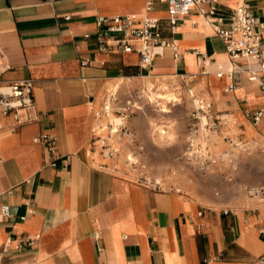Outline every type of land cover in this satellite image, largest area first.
<instances>
[{
    "label": "crops",
    "instance_id": "0c3cea01",
    "mask_svg": "<svg viewBox=\"0 0 264 264\" xmlns=\"http://www.w3.org/2000/svg\"><path fill=\"white\" fill-rule=\"evenodd\" d=\"M146 1L0 0L1 76L32 79L38 114L23 125L0 117V206L10 211L0 221V264H264V200L245 197L251 183H264L256 163L255 177L241 170L234 190L217 192L203 179L194 187L189 176L166 179L177 187L152 189L88 158L95 111L125 80L129 88L143 78L184 80L215 116L228 119L210 134L235 128L236 139L264 143V116L253 119L264 110V78L250 80L248 73L258 60L228 61L214 26L200 15L206 3L178 16L171 31L166 3L154 1L146 10ZM243 3L263 23L264 38V0H218V27ZM117 14L158 18L173 46L146 68L136 51H100L97 18ZM195 52L205 55L204 65ZM43 134L55 137L53 154L34 141ZM229 163L230 172L238 169ZM35 235L33 244L26 241Z\"/></svg>",
    "mask_w": 264,
    "mask_h": 264
},
{
    "label": "rangeland",
    "instance_id": "374dc122",
    "mask_svg": "<svg viewBox=\"0 0 264 264\" xmlns=\"http://www.w3.org/2000/svg\"><path fill=\"white\" fill-rule=\"evenodd\" d=\"M125 81L123 88L116 93L109 92L102 108L94 113L91 141L86 149L88 158L94 162L93 164L106 163L116 171L132 179L141 180L147 185L154 182V179H160L162 181L161 189H167L170 185L177 187L173 182L166 180L167 176L174 173L181 174L185 178L189 176L195 182L194 187L202 186L201 180L203 179L211 183L217 192L221 189L234 190L241 170H244L246 176L255 177L256 173L250 169L252 162L259 165L264 174V143L259 140H238L234 137L235 128L227 127L218 131L221 135L219 137L217 133L218 143L217 141L211 142L212 134L207 132L209 131L208 127L204 126V129L200 123L203 114L194 112V106H198L194 104H197L198 100L201 99L205 103H208V100L204 99L195 88L192 89L184 80L175 77L143 78V83L129 88L127 86L130 85L131 80ZM191 90H194L193 96L190 95ZM152 94L163 95L165 101L164 99L151 100ZM106 108L111 110L110 117L107 116ZM161 109H169L170 113L164 114L160 111ZM117 110L119 111L117 112ZM195 113L199 119H193ZM164 116L166 118H163ZM120 117H125L126 120H122L125 125L120 127L118 139L115 142L113 138L109 139L111 137L109 130L111 122ZM210 121L207 119L208 123ZM178 124L181 127L176 132V136L164 145L153 146L151 139L154 135H158L160 127L165 125L174 127ZM106 126L108 128L101 130ZM223 133L228 134L231 138L228 137L224 141ZM127 134H131L132 137H128ZM193 138L209 145L211 149L207 147L209 158L215 157L216 154L237 155L238 169L230 172L233 166L230 165L229 160V162L219 161L216 168H213L215 163L206 169L197 168L193 165L194 163L192 164L194 156L188 158L184 155ZM231 143H235L237 146ZM111 148H116L117 152L108 156V151ZM128 154H133V161L128 159ZM262 179L264 180V177ZM250 185L260 184L251 183ZM245 197L247 198L248 195L246 194Z\"/></svg>",
    "mask_w": 264,
    "mask_h": 264
},
{
    "label": "built area",
    "instance_id": "2783aa9c",
    "mask_svg": "<svg viewBox=\"0 0 264 264\" xmlns=\"http://www.w3.org/2000/svg\"><path fill=\"white\" fill-rule=\"evenodd\" d=\"M154 1L166 3L167 20L171 31L175 27L178 16L186 15L191 9L197 8L200 3H206L208 5L207 8L199 9L200 15L205 22L214 26L215 31L223 42L228 61L234 63L240 58L258 60V69L248 70L249 79L264 78L263 23L253 14L247 4H239L232 9L228 15L226 27L221 28L217 25L218 22L223 20L217 8L218 0H147L145 9L150 10V4ZM96 24L99 27L96 39L99 42L98 49L100 51H107L109 47H114L119 52L136 51L139 54V67L141 68L150 66L154 57L161 53V49L164 46H173L172 41L163 38L160 20L146 14L140 16L137 14H117L109 17L99 16ZM85 37H88V35H85ZM195 53L198 63L204 65L206 63L205 55L200 52ZM175 57H177V53H175ZM87 63V59L81 60L82 65ZM3 70L4 68H0V117L11 116L16 125H23L36 120L38 114L35 110L32 79H3L1 76ZM223 74V70L218 67L216 76L221 77ZM260 86L264 90L263 82H260ZM232 88V86H229V89ZM194 105H198L194 106V112H201L206 118L204 126H207L209 131L215 130L221 122H228V119L223 114L218 116H215L213 113L210 114L211 106L209 103H205L200 99ZM262 116H264V110L260 109L253 114V119L255 122H258ZM194 118H198L196 113L193 114ZM207 119L211 120L210 123L207 122ZM40 140L45 143L47 152L53 154L55 150V137L43 134L34 138L35 142ZM189 144L191 145V143ZM235 146L237 145L235 144ZM195 147L196 149H200V145ZM203 151L206 152V156L200 157L196 156V154L193 155L194 157L192 156L194 158V165L200 169H206L214 163L208 157V148L202 149ZM116 152V148H111L108 151V156ZM60 164L62 168H65L67 164L66 158H61ZM49 165L53 167L57 166L56 160L51 159ZM150 183L149 186L152 189H161L160 183L155 181ZM246 194L249 197L264 200V183L247 187ZM9 216V206L5 204L1 205L0 221ZM38 237V235H35L26 241L33 244Z\"/></svg>",
    "mask_w": 264,
    "mask_h": 264
},
{
    "label": "bare ground",
    "instance_id": "6f19581e",
    "mask_svg": "<svg viewBox=\"0 0 264 264\" xmlns=\"http://www.w3.org/2000/svg\"><path fill=\"white\" fill-rule=\"evenodd\" d=\"M126 82V81H125ZM156 93H157V91H156ZM150 95V94H149ZM169 95V94H168ZM190 95L191 96H193L194 95V90H191L190 91ZM150 98H152L151 100H157V99H164V101H165V98L163 97V95H155V94H152L151 95V97ZM167 98V97H166ZM173 98V97H172ZM175 99V98H174ZM148 100V99H147ZM153 100V101H154ZM175 102H176V100H174ZM160 102H161V100H160ZM173 102V101H172ZM174 102V103H175ZM150 103V102H149ZM157 103V102H156ZM154 104V103H153ZM162 104H160V106H161ZM153 106V105H152ZM162 107V106H161ZM160 109V108H159ZM106 110H107V108H106ZM110 111L111 110H107L106 111V113H107V116H111L110 115ZM162 113H164V114H169L170 113V111H169V109H161L160 110ZM146 114V113H145ZM159 114V113H158ZM166 115V116H167ZM228 116V115H227ZM121 118V119H120ZM120 118H115L114 120H113V122H111V128H110V130H109V133H110V135H111V137L109 138V139H114L115 140V142L117 141V139H118V133H119V131H120V127L121 126H123V125H125L124 124V121H122V120H126V118L125 117H120ZM163 118H166L165 116L163 117ZM231 118V117H230ZM204 119H205V121H204ZM150 121V120H149ZM201 124H202V126L204 127V124L206 123V118L204 117V116H202L201 117V122H200ZM160 125V124H159ZM162 125V124H161ZM164 125V124H163ZM202 126H201V129H202ZM99 127V126H98ZM180 124H178V125H176V126H169V125H165V126H163V127H160L159 129H158V135L157 136H153L152 137V139H151V143L153 144V146L154 145H159V146H161V145H164V144H166V143H168L174 136H176V132L177 131H179V129H180ZM106 128H108L107 126L105 127V128H103V129H101V130H104V129H106ZM167 129H169V130H167ZM204 129H205V127H204ZM206 131H207V129H206ZM212 131V130H211ZM211 131H207V132H211ZM213 131H216V130H213ZM127 136L128 137H132V135L131 134H127ZM197 137V136H196ZM217 137H218V135H217V133L215 134H212V136H211V138H210V141L211 142H216L217 141V143L219 142L218 141V139H217ZM190 143H191V145H192V147H191V145L189 144V146L187 147V149H186V152H185V156L186 157H188V158H191L194 154H196V156H200V157H203V156H206V152L205 151H203L202 152V149H204L205 150V148H207V147H209V145H207V144H205L203 141H200V140H195L194 138L190 141ZM197 145H200V149H196V147L195 146H197ZM239 145V144H238ZM247 147V146H246ZM209 149H210V147H209ZM211 150V149H210ZM104 155H105V153H104ZM208 156H209V154H208ZM107 157V156H106ZM127 157H128V159L130 160V161H133L134 160V156H133V154H128L127 155ZM211 159L213 160V162L215 163V165L213 164V168L215 167H217V165L219 164V161H221V162H223V160H229L230 162H232L233 163V165H235L236 166V162H237V160H238V158H237V155H230V154H216L215 155V157H211ZM194 162L192 161V164H193ZM194 165V164H193ZM194 167V166H193ZM235 168H237V166L235 167ZM160 173H161V171H160ZM181 176V174L179 175V174H177V173H174L173 175H169V176H167V178H169V177H174V178H178V177H180ZM166 178V179H167ZM155 180V182H158V183H162V181L160 180V179H154ZM189 182V181H188Z\"/></svg>",
    "mask_w": 264,
    "mask_h": 264
}]
</instances>
